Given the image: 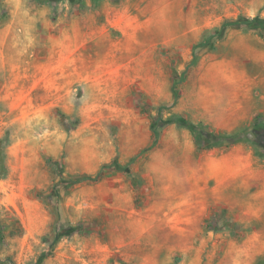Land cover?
<instances>
[{
	"label": "clouds",
	"instance_id": "obj_1",
	"mask_svg": "<svg viewBox=\"0 0 264 264\" xmlns=\"http://www.w3.org/2000/svg\"><path fill=\"white\" fill-rule=\"evenodd\" d=\"M0 264H264V0H0Z\"/></svg>",
	"mask_w": 264,
	"mask_h": 264
}]
</instances>
